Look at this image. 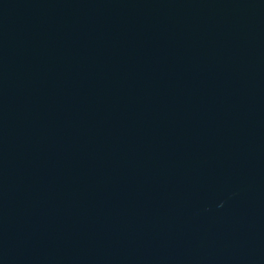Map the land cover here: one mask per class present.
I'll use <instances>...</instances> for the list:
<instances>
[{
	"label": "water",
	"instance_id": "1",
	"mask_svg": "<svg viewBox=\"0 0 264 264\" xmlns=\"http://www.w3.org/2000/svg\"><path fill=\"white\" fill-rule=\"evenodd\" d=\"M0 264H264V0H0Z\"/></svg>",
	"mask_w": 264,
	"mask_h": 264
}]
</instances>
